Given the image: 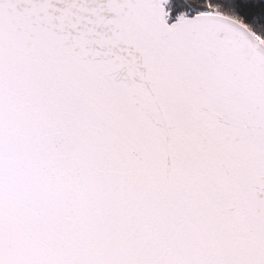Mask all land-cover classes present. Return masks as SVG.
I'll use <instances>...</instances> for the list:
<instances>
[{"label":"snow or ice","instance_id":"1","mask_svg":"<svg viewBox=\"0 0 264 264\" xmlns=\"http://www.w3.org/2000/svg\"><path fill=\"white\" fill-rule=\"evenodd\" d=\"M0 264H264V0H0Z\"/></svg>","mask_w":264,"mask_h":264}]
</instances>
